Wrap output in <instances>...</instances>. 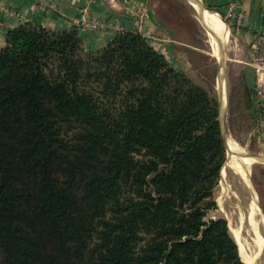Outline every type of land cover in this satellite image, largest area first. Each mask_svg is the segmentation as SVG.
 <instances>
[{
    "label": "trees",
    "instance_id": "1",
    "mask_svg": "<svg viewBox=\"0 0 264 264\" xmlns=\"http://www.w3.org/2000/svg\"><path fill=\"white\" fill-rule=\"evenodd\" d=\"M184 51L190 61L200 54ZM204 77L175 69L139 32L89 50L76 27L9 29L0 264H245L227 220L208 217L226 143L215 71ZM227 107L231 131L249 133L245 70Z\"/></svg>",
    "mask_w": 264,
    "mask_h": 264
},
{
    "label": "crops",
    "instance_id": "2",
    "mask_svg": "<svg viewBox=\"0 0 264 264\" xmlns=\"http://www.w3.org/2000/svg\"><path fill=\"white\" fill-rule=\"evenodd\" d=\"M203 2L219 9L225 15L228 9H231V14L226 20L239 42L240 54L237 56L240 63L249 66L244 69L247 81L254 82L250 65L253 58L250 43L256 30L264 31V0ZM9 11L19 12L23 18L10 16ZM24 21H31L53 31L76 27L89 50L105 46L119 31L139 32L167 57L175 69L186 72L190 66L186 55L180 54L181 51L175 47L178 43L170 37L171 32L156 18L149 6V0H0V49L5 45V33ZM159 35L161 40L167 43L156 39ZM249 54L251 60H248ZM181 57L183 65L177 61ZM250 136L256 139L264 152V133L253 128Z\"/></svg>",
    "mask_w": 264,
    "mask_h": 264
},
{
    "label": "rangeland",
    "instance_id": "3",
    "mask_svg": "<svg viewBox=\"0 0 264 264\" xmlns=\"http://www.w3.org/2000/svg\"><path fill=\"white\" fill-rule=\"evenodd\" d=\"M201 1L203 2V0ZM149 6L160 23L171 32L170 37L173 41L178 43L175 44V47L181 51L180 54L184 53L186 55L190 66L187 67L185 73L197 83L205 85L204 75L211 78L215 71L217 94L219 91L220 94L225 97L227 105L228 90L235 81L238 72L244 70L248 66L239 61L237 56L240 54L238 53L239 42L232 32V28L228 24L229 22L226 20L228 17H225L224 14L222 16L224 19L223 21L220 18L221 15H218L228 29L231 43L230 46H232L231 50L229 49L225 51V58H223L221 62L219 61V58L211 54L205 30L197 20L195 11L188 0H149ZM159 37L160 35L156 39L161 40V37ZM162 42L164 44L167 43L166 41ZM185 47L193 48L200 54L193 55V61H190L184 51ZM249 59L250 54L248 60ZM177 61L183 65L182 57ZM220 120L224 131V137H226V135L231 136L238 145L247 152V154L264 158V152L261 150L256 139L250 136V132L245 133L240 131V125L237 126L236 133L231 131L228 107L226 109L224 120H222V117ZM229 154L230 152L226 145L225 161L220 170L218 184L214 190L216 208L208 212V217L225 218L229 229L231 228L230 232L234 238H236L235 231L238 230L239 232V240L242 245L240 246V244H237L239 253L242 251L243 253L250 254L254 253L256 250L254 245L255 229L250 226L247 219L250 210L249 204L252 199V192L255 194L261 210V216L256 217L258 221L256 229L258 230L260 238L264 239V162H253L250 164L248 171L249 180L245 182L234 169L226 165L229 160ZM255 264H264V242L255 259Z\"/></svg>",
    "mask_w": 264,
    "mask_h": 264
},
{
    "label": "bare ground",
    "instance_id": "4",
    "mask_svg": "<svg viewBox=\"0 0 264 264\" xmlns=\"http://www.w3.org/2000/svg\"><path fill=\"white\" fill-rule=\"evenodd\" d=\"M189 3L191 7L193 8V10L195 11L197 20L200 22L201 26L205 30V34L207 37V42H208V46L211 51V54L219 58V61L222 62L223 58H225L224 56L225 51L229 49L231 50L232 48V46H230L231 45L230 37H229V32H228L226 25L219 18L218 16L219 14H217L216 12L209 11L206 8H204L202 3H200V0H190ZM221 96H222L221 98L222 100L221 117H222V120H224L227 105H226L225 97L222 94ZM221 129L223 130L222 123H221ZM225 141H226L227 148L230 152L229 160L228 162L226 161L227 162L226 165L234 169L238 173V175L241 177V179L247 182L249 180L248 171H249L250 164L253 162H264V158L255 157V156L247 154V152L242 147H240L238 143L229 135H226ZM249 205H250V210H249L247 219H248L250 226L254 227L255 229L254 245L256 247V250L254 251V253H250V254L243 253L241 251L239 255L242 261L245 262L246 264H255V259L257 257V254L261 250V246L264 242V239L260 238L258 230L256 229L258 226V221L256 217L261 216V210L259 208L257 198L253 192H252V199ZM235 235H236V238L234 239L236 240V242L238 241L237 244H240V246H242L239 240L238 230L235 231Z\"/></svg>",
    "mask_w": 264,
    "mask_h": 264
},
{
    "label": "built area",
    "instance_id": "5",
    "mask_svg": "<svg viewBox=\"0 0 264 264\" xmlns=\"http://www.w3.org/2000/svg\"><path fill=\"white\" fill-rule=\"evenodd\" d=\"M230 14L231 9L229 8L225 17H229ZM9 15L17 19L23 18L22 14L15 11H9ZM250 50L253 56L250 65L254 78V130L264 133V31L256 30L254 32Z\"/></svg>",
    "mask_w": 264,
    "mask_h": 264
},
{
    "label": "water",
    "instance_id": "6",
    "mask_svg": "<svg viewBox=\"0 0 264 264\" xmlns=\"http://www.w3.org/2000/svg\"><path fill=\"white\" fill-rule=\"evenodd\" d=\"M189 2H190V0H188ZM202 5H203V7L204 8H206L207 10H209V11H212V12H216L215 10H213V8L212 7H209V6H207V5H205V4H203V2H202ZM216 13H218V12H216ZM219 14V13H218ZM219 16H220V14H219ZM220 18L224 21V19H223V17L222 16H220ZM221 98H222V96H221V94H220V92L218 91V100H219V120L221 119V111H222V100H221ZM220 124H221V120H220ZM222 133H223V130H222ZM223 136H224V133H223ZM224 139H225V137H224ZM225 143H226V141H225ZM260 252V251H259ZM259 254V253H258ZM257 254V255H258ZM245 263V262H244ZM246 264V263H245Z\"/></svg>",
    "mask_w": 264,
    "mask_h": 264
}]
</instances>
